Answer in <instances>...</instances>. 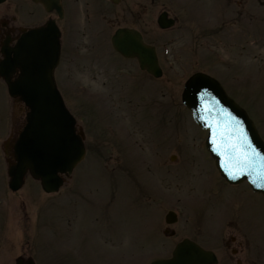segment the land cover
<instances>
[{"label":"rangeland","instance_id":"1","mask_svg":"<svg viewBox=\"0 0 264 264\" xmlns=\"http://www.w3.org/2000/svg\"><path fill=\"white\" fill-rule=\"evenodd\" d=\"M207 1L196 21L171 9L169 0H123L117 9L89 0L90 18L79 13L78 27L64 40L96 49L70 61L66 54L58 80L68 109L87 133L90 153L58 194L44 193L31 178L19 192L9 189L12 145L27 110L9 102L0 80V264H15L19 257L36 264H150L169 257L186 237L219 254L220 264H251L246 251L232 259L231 251L222 250L226 234H236L219 235L232 217L248 233L251 260L264 264V199L245 184L223 181L206 150V132L181 101L186 80L203 70L232 90L264 139V32L252 34L264 22L252 31L250 19L235 21L231 11L217 4L212 9ZM78 6L86 11L84 0ZM163 11L177 20L167 30L157 24ZM43 16L31 0H7L0 5V46L6 33L16 36ZM88 20L90 39L83 30ZM129 24L157 48L165 69L156 84L140 71L143 81L133 86L136 68L113 66L130 64L110 46L114 30ZM114 55L107 62L112 66L101 65L99 56ZM86 57L93 67L79 64ZM69 69L75 70L74 82L65 80ZM169 212L178 216L174 225L166 224ZM168 229L175 235L165 234ZM240 246L245 241L237 236L230 247Z\"/></svg>","mask_w":264,"mask_h":264},{"label":"water","instance_id":"2","mask_svg":"<svg viewBox=\"0 0 264 264\" xmlns=\"http://www.w3.org/2000/svg\"><path fill=\"white\" fill-rule=\"evenodd\" d=\"M48 11L61 13L60 0H33ZM118 2L119 0H113ZM5 0H0V4ZM60 33L56 27L45 26L25 33L11 49L5 43L0 61L2 77L12 98H19L29 108L27 124L13 147L15 163L9 166V187L17 192L30 175L41 182L47 193L59 191L62 175L69 176L83 160V135L76 133V121L66 109L54 80V70L60 57ZM115 48L125 56H135L141 67L156 74L155 51L142 42L140 35L127 29L119 30L113 39ZM20 71L13 80L14 74ZM159 76V75H158ZM184 104L190 108L197 124L209 130L207 148L216 161L222 177L230 184L248 181L255 192L264 195V142L256 127L236 104L229 100L220 84L204 75L193 76L185 85ZM234 129L246 137L249 152L257 154V168L250 174L232 175L225 168L227 156L218 154L212 143L214 135L219 143V131ZM172 222V221H170ZM169 260L152 264H214L213 254L185 240L180 243ZM17 264H23L19 259ZM27 264H34L29 260Z\"/></svg>","mask_w":264,"mask_h":264},{"label":"flooded vegetation","instance_id":"3","mask_svg":"<svg viewBox=\"0 0 264 264\" xmlns=\"http://www.w3.org/2000/svg\"><path fill=\"white\" fill-rule=\"evenodd\" d=\"M62 1H63L65 14H64V17H63V19L61 21L58 22V18H56V20H57V24H58V26L61 29V32L63 34L62 35V54H61V59L62 58L63 59H62V62L60 63V65H59L58 69L55 72L56 79L58 78V71H59L60 67L63 65L64 59L66 57V54L68 55L69 61H70V57L75 59L76 58L75 56H76V54L78 52H80L79 54H83V53H86V52H90L93 49L94 50L96 49L95 46L93 48H92V46H90L89 48L81 47V46H78V45L73 46V45L68 44V43L63 41V39H64V30H74L75 28L78 27V22H79V18H80V14L79 13H81V12L84 13L85 16H86V19L90 18V12H88V11H90V9H88V8H89L90 5L92 6V4L89 3V0H84L85 1V7H86V11H84V8L80 9V7L78 6V0H70L69 2L67 0H62ZM174 1H176V3ZM209 1H210L209 5L212 6L211 7L212 9L216 8L215 4H217L218 7L220 5H222V6L225 7L226 10L231 11L232 15H234V20L235 21H238L239 18H242V17H246V18L250 19L252 21V23H254V24H252L253 27L251 28L252 31L254 29H257L256 27H254L256 23L264 22V0H220V1L213 0L214 3H213L212 0H209ZM205 3H206V0H183V2H181V0H169V6H170L171 9L181 12V14H183V17H190V18H193L196 21H200L202 19V16H203L204 12L207 10L208 1L206 3V6H205ZM91 6H90V8H91ZM163 12H167V11H163ZM170 12L171 11L167 12L168 15L171 14ZM172 12L175 13L174 11H172ZM52 14L56 15V13H52ZM168 17L174 19L175 23H177L176 18H174V17H172L170 15ZM68 20H71L72 23L69 25V28L65 29L64 28V24ZM128 26L130 28L137 29L136 25L129 24ZM83 30H84V36H86V39H90L89 36L91 35L92 30H93V25H91V21L90 20H88L85 23ZM259 31L264 32V25L259 30L257 29V31L253 32L252 34L259 33ZM12 39L14 40L13 37H12ZM254 43H253V45H254ZM250 45H251V43H250ZM114 57H115V55L112 56V57H101V56H99L98 58L102 61L101 65L106 63V64H109V66H112L113 64H110V63H107V62L109 60H111L112 58H114ZM80 60L81 59L78 58V61H80ZM87 60H88L87 63H79V64H82L83 68H86V66L89 67V68L93 67L92 66V64H93L92 61H89V59L86 57V61ZM159 61H160V58H159ZM160 65H161V67L163 66V62L162 61H160ZM113 66H115L116 68L128 67V66L135 67L136 70H137L135 80L136 81L139 80V76H138L139 75V71H138V68H137L138 66H137V63L135 62V60L130 61V64L125 65V66H116V65H113ZM162 69H165V68L162 67ZM60 71H61V69H60ZM74 73H75V70L69 69L67 71V77L65 78V80L73 79V82H74ZM57 85H58V87L60 89V84L57 83ZM75 88L76 89L77 88L80 89L82 87L79 84L77 86L75 84ZM77 91L78 92H76V93H80V90H77ZM232 231H235L236 234L235 235H227L226 234L227 239H226V241L224 243L226 248H225L224 251H231V255L232 256L230 258H232V259H233V254L234 255H238V254L241 253L240 251H246V255L249 257L247 261H249V263L252 264L253 261L251 260V258L249 256V251L250 250H249L248 247H244V248L242 246H240L239 248H231L230 247L231 243H237V236L244 238L247 235V232L243 229V227H241V225L237 222V220H233L232 219V220L226 222L224 224L223 228H222V233L220 232L219 234L224 235L225 233H230ZM236 264H242V259H239Z\"/></svg>","mask_w":264,"mask_h":264},{"label":"snow or ice","instance_id":"4","mask_svg":"<svg viewBox=\"0 0 264 264\" xmlns=\"http://www.w3.org/2000/svg\"><path fill=\"white\" fill-rule=\"evenodd\" d=\"M217 131H219V126ZM212 143L217 145V152L222 156H227L225 168L229 174L234 173L250 174L251 171L257 168V154L249 152L251 146L247 143L246 137L236 132L234 129H226L219 131V143L214 135ZM260 169H264V164H261Z\"/></svg>","mask_w":264,"mask_h":264}]
</instances>
